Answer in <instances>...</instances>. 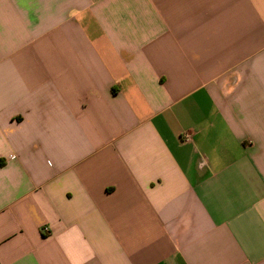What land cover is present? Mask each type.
I'll list each match as a JSON object with an SVG mask.
<instances>
[{"label": "crops", "instance_id": "obj_1", "mask_svg": "<svg viewBox=\"0 0 264 264\" xmlns=\"http://www.w3.org/2000/svg\"><path fill=\"white\" fill-rule=\"evenodd\" d=\"M0 264H264V0H0Z\"/></svg>", "mask_w": 264, "mask_h": 264}, {"label": "built area", "instance_id": "obj_2", "mask_svg": "<svg viewBox=\"0 0 264 264\" xmlns=\"http://www.w3.org/2000/svg\"><path fill=\"white\" fill-rule=\"evenodd\" d=\"M184 140H185V141H189V140H190V136L185 135V136H184Z\"/></svg>", "mask_w": 264, "mask_h": 264}]
</instances>
